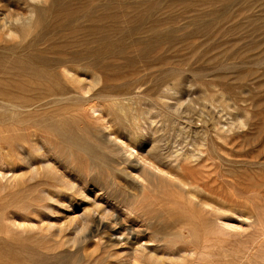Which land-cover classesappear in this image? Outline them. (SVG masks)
<instances>
[{"label":"rangeland","instance_id":"1","mask_svg":"<svg viewBox=\"0 0 264 264\" xmlns=\"http://www.w3.org/2000/svg\"><path fill=\"white\" fill-rule=\"evenodd\" d=\"M0 66V264H264V0H0Z\"/></svg>","mask_w":264,"mask_h":264},{"label":"bare ground","instance_id":"2","mask_svg":"<svg viewBox=\"0 0 264 264\" xmlns=\"http://www.w3.org/2000/svg\"><path fill=\"white\" fill-rule=\"evenodd\" d=\"M29 1H31V0H29ZM54 3V2H53ZM32 16V15H31ZM29 17V16H28ZM28 17H27V19H28ZM19 18V17H18ZM31 18V17H30ZM38 58V57H37ZM28 60V59H27ZM30 62H31V60H30ZM14 63V62H13ZM20 63V62H19ZM24 63V62H23ZM32 65L34 64V61H32V63H31ZM13 66H14V64H12ZM16 65V64H15ZM34 65H36V64H34ZM29 66V65H28ZM1 67V66H0ZM17 67V66H16ZM64 67V66H63ZM15 68V67H14ZM25 68V67H24ZM31 68V67H30ZM29 68V69H30ZM32 69V68H31ZM68 70V69H67ZM66 71V70H65ZM68 72H70V71H67L66 73H68ZM69 75H70V73H68ZM64 76V75H63ZM9 86V85H8ZM40 88V87H39ZM37 90H40V89H37ZM37 90H36V92H37ZM45 91V90H44ZM50 91V90H49ZM35 93V92H34ZM64 93V92H63ZM68 93V92H67ZM66 93V95H68ZM56 94V93H55ZM60 95V94H59ZM64 95V97H65V93L63 94ZM62 94L60 95V97H62L63 96ZM5 96H6V94H5ZM27 96V95H26ZM56 97H57V94L55 95ZM93 96H96V95H93ZM93 96H92V98H93ZM98 96H102V95H98ZM105 96H108V97H111V96H109V95H105ZM32 97V96H31ZM53 97H54V95H53ZM63 97V98H64ZM81 97V96H80ZM87 98H88V96H86ZM85 96L83 97L84 99L83 100H85V98H86ZM90 97V96H89ZM49 98V97H48ZM52 98V97H51ZM59 98V97H58ZM60 99L59 98V101L60 100H65L66 101V99L64 98V99ZM92 98H90V99H92ZM47 99V98H46ZM45 99V100H46ZM55 99V98H54ZM8 100V99H7ZM6 100V104H5V106L8 108V110H6V109H4L6 112L7 111H9V112H11L12 111V113L14 114L16 111H18V110H20V109H24L25 107L27 108V107H30L29 105H18V104H16V103H13V102H11V101H7ZM15 100V99H14ZM49 100V99H48ZM89 100V99H88ZM19 101V100H18ZM58 101V102H59ZM81 101V100H80ZM51 102L52 101H50V103L49 104H51ZM57 102V101H56ZM55 102V103H56ZM0 103H2V102H0ZM3 104V103H2ZM28 104V103H27ZM35 104V103H34ZM54 104V103H53ZM57 104V103H56ZM48 105V104H47ZM94 105V104H93ZM31 106H33V104L31 105ZM42 107V106H41ZM0 108H2V107H0ZM25 108V109H26ZM36 108V107H35ZM51 108V107H50ZM90 108L95 112V111H98L99 110V107L97 106L96 108H98V110L95 108V106H90ZM3 109V108H2ZM37 109V108H36ZM101 110V109H100ZM4 111V112H5ZM14 111V112H13ZM46 111V110H45ZM92 111V112H93ZM60 112V111H59ZM99 112H101V111H99ZM25 113H27V111L25 112ZM97 113V112H96ZM8 114V113H7ZM6 115V114H5ZM102 115H103V113H102ZM16 116V115H15ZM29 116V115H28ZM6 117V116H5ZM14 117V116H13ZM12 117V118H13ZM30 117V116H29ZM97 117V116H96ZM4 119H6V118H4ZM13 120V119H12ZM8 122V121H7ZM1 123H4V122H1ZM116 139H119L118 137H114V139H112L111 141H113V142H115L117 145H118V147L120 148V149H122L123 151H125V152H128L129 153V155H133L134 154V152H132V149H134V147L135 146H133V145H131V144H129V143H127V142H116ZM128 141V140H127ZM130 141V140H129ZM115 145V144H114ZM137 154V153H136ZM138 155V157H139V154H137ZM126 157H129V156H126ZM134 157V156H133ZM140 158V157H139ZM149 162V161H148ZM82 219L84 218L83 216L81 217ZM75 219V218H74ZM84 220V219H83ZM100 221V220H99ZM79 222V224H81L80 223V221H78ZM70 223V222H69ZM77 223V222H76ZM75 223V224H76ZM86 224V223H85ZM74 225V224H73ZM72 225V226H73ZM78 225V224H77ZM86 226V225H85ZM78 227V226H77ZM80 227V226H79ZM60 229V228H59ZM58 229V230H59ZM124 229V228H123ZM130 234H132L131 232V229H129V231H128ZM96 234V233H95ZM123 235H124V233H123ZM127 235V234H126ZM76 236V235H75ZM97 236V235H96ZM93 237V236H92ZM134 237V236H133ZM137 237V236H136ZM150 237V236H149ZM142 238V237H141ZM131 239H132V237H131ZM145 239V238H144ZM135 240V239H134ZM147 240V239H146ZM141 239H137L136 241H135V244H137V247L136 248H134V249H131V245L130 244H132V242L131 243H128V245H130V249L128 248V247H125V248H128L129 250H128V252L126 253L124 250H122V251H124L127 255H126V257L127 256H130V257H127V259L130 261V264H131V258L133 257V256H136L137 254V251L139 250V249H141V248H144L145 247V245H143L142 243H141ZM129 242V241H128ZM147 243V242H146ZM87 245V244H86ZM110 245V244H109ZM127 245V244H126ZM208 245V244H207ZM147 246V245H146ZM159 246V245H158ZM147 251V250H146ZM145 251V252H146ZM180 251V250H179ZM191 251V250H190ZM192 253V252H191ZM134 254H136V255H134ZM193 254H195V253H193ZM123 255V254H122ZM97 256H100L99 254L97 255ZM126 257H125V259H126ZM137 257V256H136ZM144 257V256H143ZM134 258V257H133ZM126 259V260H127ZM197 259V258H196ZM126 260H125V262H126ZM195 260V259H194ZM129 261L127 262L128 264H129ZM133 261H135V258H134V260ZM113 262H114V260H113ZM116 262V261H115ZM126 263V264H127Z\"/></svg>","mask_w":264,"mask_h":264}]
</instances>
